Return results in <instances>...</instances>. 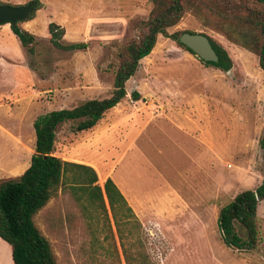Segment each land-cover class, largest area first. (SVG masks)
<instances>
[{"label":"rangeland","instance_id":"374dc122","mask_svg":"<svg viewBox=\"0 0 264 264\" xmlns=\"http://www.w3.org/2000/svg\"><path fill=\"white\" fill-rule=\"evenodd\" d=\"M26 1L0 0L10 6ZM40 1L34 17L20 24L34 35L32 54L11 31L0 29V180L27 166L36 115L110 94L116 50L137 39L150 8L146 0ZM50 21L63 28L60 42L82 41L86 47H54L48 41ZM166 30L206 34L225 50L231 67L204 65L158 34L124 82L125 96L93 127L75 131L76 121L56 126L53 154L90 164L101 179L122 186L153 261L264 264V201L257 204L253 248L225 246L215 223L218 209L235 193L264 180V148L258 145L264 70L256 55L189 13ZM75 194L76 199L59 187L33 216L55 264H124L106 201L102 206L95 198L84 200L79 189ZM234 228L243 236L238 224ZM130 230L124 242L135 244L136 229ZM0 264H9L2 245Z\"/></svg>","mask_w":264,"mask_h":264},{"label":"trees","instance_id":"16d2710c","mask_svg":"<svg viewBox=\"0 0 264 264\" xmlns=\"http://www.w3.org/2000/svg\"><path fill=\"white\" fill-rule=\"evenodd\" d=\"M150 3L147 16L139 24L135 41L118 46L113 69L112 90L103 98L86 99L69 108L52 109L36 115L32 120L34 133L33 152L27 167L17 176L0 180V238L10 246L12 264H55L54 255L47 239L40 233L33 221L34 214L56 193L64 188L73 194L79 189L85 199L95 198L103 206V196L113 219L119 240L120 254L124 264H159L147 253L145 232L126 200L113 181L107 177L102 189L95 183V171L87 165L69 162L53 154L54 131L57 125L76 121L75 131L93 127L103 113L118 103L126 94L124 82L135 72L138 61L152 49L156 36L170 38L193 54L178 41V36L189 30L172 33L167 28L177 23L184 13L191 14L201 26L221 35L228 42L253 53L264 70V2L260 0H146ZM0 4H3L0 2ZM31 13L20 23L9 26L11 33L29 54L33 52L34 35L20 26L34 17L35 11L43 6L40 0H27ZM23 5V4H20ZM16 5V6H20ZM48 41L54 47L65 51L80 50L86 43L60 42L63 28L50 21L47 23ZM205 35L217 56L216 61H202L227 71L231 61L225 50ZM130 97L139 95L131 91ZM264 116V100L261 105ZM258 145L264 148V131ZM264 200V180L253 188H245L227 203L216 215V229L225 246L237 249L253 248L257 240L256 208ZM121 217V218H120ZM120 218V219H119ZM243 229V236L237 234L234 225ZM136 229V242L125 243L124 235ZM125 232V233H124ZM134 247V250H131Z\"/></svg>","mask_w":264,"mask_h":264},{"label":"water","instance_id":"95a60500","mask_svg":"<svg viewBox=\"0 0 264 264\" xmlns=\"http://www.w3.org/2000/svg\"><path fill=\"white\" fill-rule=\"evenodd\" d=\"M264 2V0H260ZM31 13V7L27 4L10 6L0 4V24L14 26L23 21ZM178 41L187 47L193 55L202 61H216L217 56L212 49L207 37L201 33H189L183 31L178 36ZM264 62V57H262Z\"/></svg>","mask_w":264,"mask_h":264},{"label":"crops","instance_id":"0c3cea01","mask_svg":"<svg viewBox=\"0 0 264 264\" xmlns=\"http://www.w3.org/2000/svg\"><path fill=\"white\" fill-rule=\"evenodd\" d=\"M43 3V2H42ZM90 17H92V16H89V17H87L86 19H89ZM7 28V29H6ZM0 29L1 30H8V32H10V29H9V25L8 24H6V23H4V24H0ZM28 31V30H27ZM11 35L10 36H14L12 33H10ZM119 103V102H118ZM118 103H116V104H118ZM115 104V105H116ZM115 105L113 106V107H115ZM113 107H111V108H113ZM110 108V109H111ZM109 110V109H108ZM105 113V112H104ZM103 113V114H104ZM103 116V115H102ZM102 118V117H101ZM100 118V119H101ZM97 123V122H96ZM79 164H81V163H79ZM28 165V164H27ZM84 165H86V164H84ZM87 166H90L94 171H95V174H96V184L102 189V183H103V181L105 180V178H107V177H105V178H103V179H101V176L99 175L98 176V174H97V172L96 171H98L95 167H93L92 165H87ZM27 167V166H26ZM25 167V168H26ZM24 168V169H25ZM122 172H124L123 171V169H122ZM124 174H125V172H124ZM126 175V174H125ZM110 178V177H109ZM111 179V178H110ZM112 180V179H111ZM113 181V183L116 185V187L118 188V190H119V192L122 194V196L124 197V199L126 200V202H127V204L129 205V207L131 208V210H132V212L134 213V215H135V211H134V208L131 206V204H130V202H129V200H128V198H127V195H126V193L124 192V189L122 188V186L121 185H119L118 183H115V181L114 180H112ZM259 184V183H258ZM103 199L105 200V198H104V196H103ZM106 201V200H105ZM261 201H264V200H261ZM257 214H258V208H256V216H257ZM136 216V215H135ZM0 245H2L3 247H5V249H6V253H7V258H8V261H9V264H12V260H11V257H10V246L5 242V241H3L1 238H0Z\"/></svg>","mask_w":264,"mask_h":264}]
</instances>
